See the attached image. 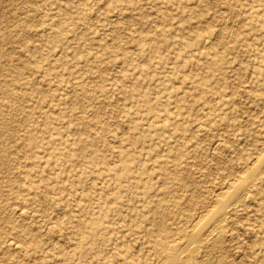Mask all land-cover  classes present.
Instances as JSON below:
<instances>
[{
	"label": "rangeland",
	"instance_id": "rangeland-1",
	"mask_svg": "<svg viewBox=\"0 0 264 264\" xmlns=\"http://www.w3.org/2000/svg\"><path fill=\"white\" fill-rule=\"evenodd\" d=\"M0 89V263L264 264V0H0Z\"/></svg>",
	"mask_w": 264,
	"mask_h": 264
},
{
	"label": "bare ground",
	"instance_id": "bare-ground-1",
	"mask_svg": "<svg viewBox=\"0 0 264 264\" xmlns=\"http://www.w3.org/2000/svg\"><path fill=\"white\" fill-rule=\"evenodd\" d=\"M258 8V7H257ZM193 14V13H192ZM258 17V16H257ZM20 22V21H19ZM245 22V21H244ZM225 24V23H224ZM22 25V24H21ZM16 27V26H15ZM33 27V26H32ZM223 27H224V25H223ZM226 28H228V27H226ZM224 31H225V29H224ZM226 31H228V29H226ZM222 33H223V30H222ZM230 35V34H229ZM221 39H223V38H221ZM220 40V39H219ZM221 41V40H220ZM46 42V41H45ZM226 44V43H225ZM221 50V49H220ZM10 56V55H9ZM215 56V55H214ZM211 57H213V56H211ZM208 65L211 67V68H214V67H216V66H218L219 65V63H218V61H215V59H209L208 60ZM4 63V62H3ZM2 63V64H3ZM31 64H29V66H30ZM36 74V73H35ZM41 79V78H40ZM39 79V80H40ZM38 80V79H37ZM180 80V79H179ZM41 82V81H40ZM181 82V81H180ZM37 83H38V81H37ZM45 83H47V82H45ZM47 86V85H46ZM176 86V85H175ZM48 87V86H47ZM17 90V89H16ZM184 91V90H183ZM254 92H256V91H254ZM0 93L2 94V95H4V96H10V93H9V91L8 90H1L0 89ZM182 94V93H181ZM3 100V99H2ZM3 102H4V100H3ZM175 108V107H174ZM1 115V114H0ZM75 116V115H74ZM73 116V117H74ZM5 120L3 121V126H2V130H4L3 131V135L6 137V140H8V141H13L14 140V133H13V131L9 128V126H10V123H11V119L9 118H4ZM151 120V119H150ZM148 124V123H147ZM177 124V123H176ZM199 126H201V125H199ZM202 127V126H201ZM40 129H42V128H40ZM196 130L195 131H198V130H200V127L198 128V127H196L195 128ZM40 131V130H39ZM127 131V130H126ZM193 131H194V129H193ZM38 133V132H37ZM40 133V132H39ZM198 133V132H197ZM67 134V133H66ZM195 134V133H194ZM134 136V135H133ZM64 138V137H63ZM239 138V137H238ZM25 142H27V144L25 145L26 146V148H27V153H32V150H31V145H32V139L30 138V136H29V138H27V140L25 141ZM218 143V142H217ZM221 144V143H220ZM264 144V143H263ZM218 145V144H217ZM216 145V147H218ZM229 145V144H228ZM260 149V148H259ZM214 150V149H213ZM35 152V151H34ZM214 152V151H213ZM5 154V151H4V149H2V151H0V155H4ZM35 155V154H34ZM145 155V154H144ZM10 156V155H9ZM161 156V155H160ZM2 157V156H1ZM211 157V156H210ZM5 158H6V155H5V157H3V159L5 160ZM144 158V157H143ZM14 165H17V163L16 164H14ZM43 165V164H42ZM252 165V164H251ZM53 166V165H52ZM8 168V162L7 161H1L0 162V169H3V170H6ZM110 170V169H109ZM127 170V169H126ZM131 170V169H130ZM7 171V170H6ZM11 171V170H10ZM14 171V170H13ZM12 171V172H13ZM167 171V170H166ZM67 172V171H66ZM25 173V172H24ZM27 174V173H26ZM5 175V174H4ZM27 176H28V174H27ZM157 177V176H156ZM25 178V177H24ZM155 180V179H154ZM24 181V180H23ZM65 181V180H64ZM129 181V180H128ZM12 182V181H11ZM22 182V181H21ZM13 184H16V182H12ZM76 184V183H75ZM120 189V188H119ZM231 190V189H230ZM230 190H228V191H230ZM235 191V190H234ZM212 194V193H211ZM217 194V193H216ZM215 194V195H216ZM219 194V193H218ZM248 193L246 192H238V199L241 201V203L242 204H244L245 206H246V204H248L249 203V199H248V195H247ZM56 196V195H55ZM221 196H223V195H221ZM19 197H20V195H19ZM54 197V196H53ZM204 197V196H203ZM215 197H217V196H215ZM56 198V197H55ZM202 198V197H201ZM225 199L227 198V197H224ZM21 199H23L22 197H21ZM229 199V198H228ZM228 199H226L227 201H228ZM199 200V199H198ZM75 201V200H74ZM77 201V200H76ZM227 201H226V203H227ZM8 202V201H7ZM186 202V201H185ZM202 202V201H201ZM232 202V201H231ZM25 203V202H24ZM24 203H21V204H16V205H13V206H11L10 205V209H9V212H8V214H7V218H6V220H7V224H9V223H17V225H20V223H23V222H25V221H27V220H31V221H33L35 224H37L39 227H38V229L40 228V229H43L46 233H52V232H54L56 229H57V227L59 226V223H60V220H58L57 218H58V216L56 217V218H47V217H45V216H42V215H38L37 213H35V212H33V211H30V210H28L27 208H26V206H25V204ZM190 203H191V207H193V206H195V204H196V202L194 201V200H191L190 201ZM215 203V202H214ZM233 203V202H232ZM234 203H236V201L234 202ZM209 204V203H208ZM205 205V204H204ZM239 205V204H238ZM65 206V205H64ZM209 206V205H208ZM226 206H228V205H226ZM241 206H243V205H239V208L241 207ZM244 206V207H245ZM248 206V205H247ZM246 208H248V207H246ZM63 209V208H62ZM205 209V208H204ZM234 209V208H233ZM236 209V208H235ZM242 209V208H241ZM203 210V209H202ZM206 210H207V207H206ZM233 211V210H232ZM63 214V213H62ZM61 214V215H62ZM53 217V216H52ZM63 217V216H62ZM230 218V217H229ZM229 218H227V219H229ZM245 218V217H244ZM68 221L69 222H73V217H71V216H69L68 217ZM6 222V221H5ZM220 222V221H219ZM129 223V222H128ZM6 224V225H7ZM110 224V223H109ZM235 224V223H234ZM238 224V223H237ZM22 225V224H21ZM37 225H35V227L37 226ZM203 225V224H202ZM207 225V224H206ZM219 225V224H218ZM217 225V226H218ZM147 226V225H146ZM212 226V225H211ZM214 226H216V225H214ZM234 226V225H233ZM232 226V227H233ZM219 227V226H218ZM249 227V226H248ZM1 228V227H0ZM20 228H21V226H20ZM205 228V227H204ZM225 228V227H224ZM37 229V230H38ZM60 229V228H59ZM146 229V228H145ZM215 229V228H214ZM214 229H211V230H213L214 231ZM36 230V229H35ZM210 230V229H209ZM219 230H221V228L219 229ZM216 231H217V229H216ZM215 231V232H216ZM36 232V231H35ZM220 232V231H219ZM223 231H221L220 233H222ZM23 232H22V230L21 231H19V233H18V235H20L21 236V234H22ZM220 233H218L217 232V236H221V235H218V234H220ZM141 234V233H140ZM211 236V234H208V236ZM215 237H216V235H215ZM18 238H19V236H18ZM159 238V237H158ZM213 238V237H212ZM59 239V238H58ZM4 241L0 244V248H1V254L3 255V257H5V258H10V257H14L15 255H17V254H19L20 252H22V250H23V247H22V245L23 244H21V242L18 240V239H3ZM56 240V239H55ZM54 240V241H55ZM60 240V239H59ZM58 240V241H59ZM205 240H207V239H205ZM52 242V241H51ZM61 243V242H60ZM127 243V242H126ZM171 243V242H170ZM169 243V244H170ZM173 243V242H172ZM215 243H217V242H215ZM147 244V243H146ZM161 250H162V252H166L167 250H168V247L164 244V243H161ZM237 245V244H236ZM250 245V244H249ZM52 246V245H51ZM140 247L142 246V245H139ZM213 246V245H212ZM78 247H80V245H78ZM211 247V246H210ZM220 247V246H219ZM54 248L56 249V250H60V252H61V249H62V246L60 245V244H56V242H55V245H54ZM71 248V247H70ZM51 249V248H50ZM64 249H66V248H64ZM67 250H69V247H68V249H66V251ZM136 250H138V248L136 249ZM49 251V250H48ZM123 254V253H122ZM147 254V253H146ZM1 255V256H2ZM217 255V254H216ZM219 255V254H218ZM246 258V257H245ZM132 260V259H131ZM203 260V259H202ZM17 261V260H16ZM137 261V260H136ZM161 262H162V264H168V260L166 259V258H163L162 260H161ZM0 264H3V262H1ZM155 264V263H154Z\"/></svg>",
	"mask_w": 264,
	"mask_h": 264
}]
</instances>
